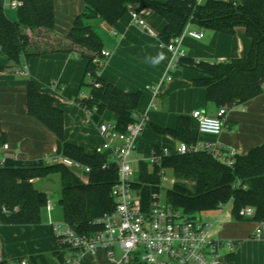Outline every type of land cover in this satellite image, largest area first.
Returning a JSON list of instances; mask_svg holds the SVG:
<instances>
[{
    "label": "trees",
    "instance_id": "trees-1",
    "mask_svg": "<svg viewBox=\"0 0 264 264\" xmlns=\"http://www.w3.org/2000/svg\"><path fill=\"white\" fill-rule=\"evenodd\" d=\"M21 7L12 21L0 7V73L20 69L23 57L27 63L49 53L77 54L86 62L81 87L89 90L87 97L74 99V103L88 114L89 122L97 124L102 116L111 113V122L119 132L135 121L139 114L141 93H126L99 76L104 66L93 63L103 51L101 38L87 20L98 18L107 25L120 20L131 5L149 9L159 16L164 27L157 38L165 46L183 35L186 28L196 27L234 36L238 28L250 41L243 58L209 63L183 56L177 66L191 68L203 78L194 80V88H203L206 100L215 108L226 112L244 105L264 93V0H82L85 12L76 17L67 35L68 45L57 44L42 49L32 43L25 30H54L53 0H20ZM25 102L27 116L36 120L56 139L55 156L65 157L90 169L86 183L69 169L60 165H46L43 160L20 161L12 156L0 159V223L4 226H39L48 197L36 190L33 180L58 175L61 195L58 204L62 221L77 234L91 235L100 227L93 222L114 210L110 193L117 182L114 165L103 168L105 157L99 152L88 154L84 149L70 144L64 138V113L59 101L41 92L32 81H26ZM161 135L172 137L177 143L195 147L197 138L192 135L191 120L179 117L174 129L159 130ZM6 136L0 129V147ZM226 156L228 153L219 152ZM158 164L139 162V172L134 183L142 206L147 208L153 194H165L166 204L186 215L217 211L230 205V213L237 222L264 223V142L245 155L235 154L231 165H226L205 150H191L184 154L163 155ZM168 171L174 184L171 189L160 187L161 171ZM253 208L250 219L239 216L243 208ZM1 208L7 210L1 213ZM54 240V238H53ZM232 253L227 258L231 259ZM61 260L57 249L50 254L38 253L15 261L27 264H54Z\"/></svg>",
    "mask_w": 264,
    "mask_h": 264
},
{
    "label": "crops",
    "instance_id": "crops-1",
    "mask_svg": "<svg viewBox=\"0 0 264 264\" xmlns=\"http://www.w3.org/2000/svg\"><path fill=\"white\" fill-rule=\"evenodd\" d=\"M4 1L6 0H0V7L7 17L15 21L16 13L8 11L4 7ZM53 4L55 16L52 32L44 29L25 30L32 43L42 49H51L57 44L68 45L66 38L69 30L76 17L86 11L82 0H53ZM129 9L136 12L156 33L163 29L165 24L159 16L138 5L129 6L127 13L111 26L98 18L87 20L86 23L101 38L103 50L110 54L99 76L123 92L141 93L139 114L145 117V126L131 161L138 164L149 163L154 149H166L173 154L178 143L168 135L158 134L156 129H174L179 117L190 118L198 150L208 144H218L219 152L245 155L262 144L264 93L249 103L228 110L219 136L198 133L191 113L198 110L206 116L214 117L218 111L212 103L207 102L203 88L192 86L194 80L202 79L203 76L191 68L177 66L172 55L158 39L148 36L131 23ZM189 30L203 33L200 40L188 36L181 38L180 49L186 57L194 60L215 63L239 59L245 57L250 48V41L242 28H238L234 36L199 31L194 26H190ZM85 67L86 62L78 58L77 54L49 53L32 58L27 63L22 57L20 69H26L25 77L16 76L12 71L0 73V129L6 136L4 145L8 147L7 150L0 147V159L12 156L20 161H37L55 154V137L40 123L27 116V80L32 81L41 92L50 94L59 101V108L64 113L66 142L84 149L88 154L99 152L103 157L109 156V152L101 148L103 139L97 126L101 122H111V113L106 112L99 123L93 124L89 122L87 113L74 103L76 97H87L89 94L88 88L81 87ZM148 87H156L157 94L154 95ZM141 155L144 158H140ZM86 176L88 179V175ZM87 179L80 180L86 183ZM37 181H32L33 186ZM166 186L170 189L169 184ZM40 192L48 197L47 191ZM200 215L206 217L212 225L211 234L214 238L232 241L234 244L231 259L227 258L230 254L222 251L220 264H264V223L233 220L230 205ZM51 240V246L45 250L51 249L52 252L55 243L53 237ZM45 250L37 249L31 254L45 253ZM1 255L7 261H15L17 254L7 256L2 252Z\"/></svg>",
    "mask_w": 264,
    "mask_h": 264
},
{
    "label": "built area",
    "instance_id": "built-area-1",
    "mask_svg": "<svg viewBox=\"0 0 264 264\" xmlns=\"http://www.w3.org/2000/svg\"><path fill=\"white\" fill-rule=\"evenodd\" d=\"M194 1L197 4L204 2ZM6 7L16 12L21 7V1L7 0ZM128 14L133 25L148 36L158 39V33L136 12L129 9ZM183 36L200 40L203 33L186 28L181 37L165 45L175 61L185 56L180 49ZM109 56L110 54L103 50L100 59H95L93 63L102 65ZM14 74L25 77L26 69H18ZM147 89L154 95L157 94L156 87ZM225 116L224 109H219L214 117L206 116L198 110L191 113V119L197 124L198 133L213 137L221 134ZM144 126L145 117L141 114L135 116V121L127 125L124 132L117 131L112 122L98 124V131L103 139L101 148L109 152L103 168L114 165L117 170V182L110 193L114 210L93 222L100 229L91 235L77 234L68 224L64 222L53 224L49 220L55 249L61 255V260L56 259L54 264H220L222 251L228 254L233 252V242L214 238L211 234L212 225L200 214L190 216L173 210L158 194L151 196V203L144 209L140 196L133 187L135 181L131 167V156ZM7 148V145H3L4 150ZM218 148V144H208L201 150L211 153L218 161L231 165L234 155L223 156ZM191 150L198 148L178 143L173 154H184ZM161 151L163 155H170L166 149ZM42 160L46 165L60 164L73 173L84 175L90 173L89 168L65 157L52 155ZM159 160L160 158L152 153L149 163L158 164ZM168 173L166 170L161 171L160 187L163 190H167L166 184H169L170 189L174 184V179ZM45 210L48 215L53 211L49 200ZM1 213L6 214L7 210L1 208ZM253 215L254 210L249 207L239 212V216L244 219H250ZM256 234H259L258 229ZM0 264L27 263L25 260L7 261L0 253Z\"/></svg>",
    "mask_w": 264,
    "mask_h": 264
},
{
    "label": "rangeland",
    "instance_id": "rangeland-1",
    "mask_svg": "<svg viewBox=\"0 0 264 264\" xmlns=\"http://www.w3.org/2000/svg\"><path fill=\"white\" fill-rule=\"evenodd\" d=\"M7 0L4 1L6 7ZM9 11V10H8ZM13 12V11H11ZM15 13V12H13ZM86 90V88H84ZM223 109V108H222ZM230 125V124H228ZM136 157V155H135ZM143 155L140 156L142 158ZM144 158V157H143ZM134 172L133 181L137 180L139 172V164L131 163ZM82 181L87 179L84 174L74 173ZM34 188L38 191H47L49 202L53 207V211L48 215L46 210L41 214V225L39 226H4L0 225V252L10 256L17 254L15 259L25 258L37 249H47L52 243V234L49 221L53 224H61L63 221L62 211L58 204L61 195V184L58 175H51L46 179H39ZM162 199H165V194L159 193ZM50 218V219H48ZM49 250H45V254H50ZM234 250V249H233ZM47 251V252H46ZM30 253V254H29Z\"/></svg>",
    "mask_w": 264,
    "mask_h": 264
}]
</instances>
